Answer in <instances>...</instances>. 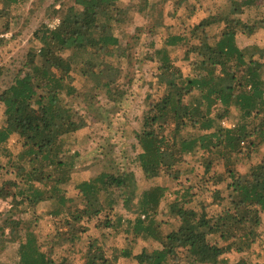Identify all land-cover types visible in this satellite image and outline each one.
Returning a JSON list of instances; mask_svg holds the SVG:
<instances>
[{
    "label": "trees",
    "instance_id": "obj_1",
    "mask_svg": "<svg viewBox=\"0 0 264 264\" xmlns=\"http://www.w3.org/2000/svg\"><path fill=\"white\" fill-rule=\"evenodd\" d=\"M25 1L3 0L0 19L6 7L19 8ZM71 1L57 9L56 27L41 25L34 31L37 45L0 91L5 117L0 145L11 135L17 136L20 145L9 164L15 179L6 183L28 206L44 203L46 213L58 225L57 241L68 245L67 254L53 260L38 245L33 221L7 220L20 239L17 264L108 263L106 252L95 242L79 249L87 221L100 213L114 233L156 240L158 248L135 256L138 264H228L223 255L233 249L249 250L264 217V156L248 172L236 170L244 155L264 148V60L255 58L256 46L237 42L238 37L255 33L251 12L259 9L261 1L226 0V14L207 8V14L189 30L173 31L167 25L151 29L149 60L155 68L146 83V109L134 132L138 150L127 159L125 170L115 174L100 167L86 180L73 169L86 145L78 138L86 126L81 111H93L97 96L91 91L78 92L73 71L91 80L108 104H119L128 91L121 79L129 50L124 43L129 14L133 9L144 13L153 4L151 0ZM198 8L185 6L186 18H192ZM218 26V38L212 42L207 31ZM176 46L183 51L181 59L188 62L187 74L172 57ZM232 112L236 121L225 127L223 121ZM198 153L207 171L218 161L230 179L228 205L222 212L211 218L196 212L188 205L191 186L173 191L167 201L168 188L155 185L140 192L133 219L112 215L116 188L124 194V206L135 198V169L145 180L178 179L183 171L180 163ZM193 172V167L185 170ZM224 178L221 174L217 181ZM70 186L80 196H69ZM213 195L219 198V190ZM8 197L0 187V200ZM163 199L177 219V225L165 234L142 219L155 213ZM18 227L25 231H17ZM212 235L219 238L217 243H210ZM121 255L131 257L132 253L124 249Z\"/></svg>",
    "mask_w": 264,
    "mask_h": 264
},
{
    "label": "rangeland",
    "instance_id": "obj_2",
    "mask_svg": "<svg viewBox=\"0 0 264 264\" xmlns=\"http://www.w3.org/2000/svg\"><path fill=\"white\" fill-rule=\"evenodd\" d=\"M127 1V0H125ZM258 10L251 12L252 21L256 23L255 33L249 37H238L237 42L241 46H256L258 48L255 58L259 62L264 60V0H260ZM153 8L146 12H138L136 9L130 12L128 17L129 25H126L127 37L126 46L129 49L122 69V84L128 88L126 95L117 105H110L103 93L94 88L91 80L81 75L78 70L73 71L74 86L79 93L91 91L96 95V109L85 114L80 111L85 119V128L78 133L79 140L86 141L81 154L78 156L75 169H73L81 179H89L101 168H106L110 173H119L127 168V159L132 153L138 150L134 139V132L137 128L141 112L146 109L145 94L146 83L151 80L154 72V63L149 60L151 54L148 44L153 39L150 32L154 26H171L173 31H183L193 28L200 18L207 14V8L214 13H224L228 11L226 0H151ZM3 0H0V8ZM71 0H26L19 8L12 5L6 7V14L0 19V91L5 88L20 70L27 58V53L37 45L34 38V31L41 25L53 29L59 24L57 9L62 4H71ZM198 7L192 18H186L187 13L183 10L187 5ZM178 21V23H174ZM184 22V23H183ZM160 29H163L162 26ZM259 30V32H258ZM208 36L213 42L218 38L219 26L208 29ZM172 57L180 64L183 73L188 72V62L182 60L183 51L176 46ZM131 80V81H130ZM235 112L223 121L225 127H230L236 121ZM5 125L3 107L0 104V128ZM20 151V145L16 135L0 145V187L9 194L6 200H0V264H17V249L19 246V236L14 233L9 222L24 220L32 223V230L36 235L38 245L41 250L49 254L53 260L59 259L65 253L67 246L59 243L55 236L57 224L46 213L44 203L35 206H28L21 202L14 195V190L7 181L14 180L13 169L10 160ZM264 156V148L259 153H251L242 157L237 163L236 170L245 173L250 170L255 163ZM201 163V154L186 156L180 163L182 174L178 179L171 177H158L152 180H145L140 172L134 170L135 198L128 206L123 205L124 194L120 189L114 191V207L112 215H120L125 219H133L136 215V201L140 192L144 188L160 185L168 188L166 200L173 198V191L191 186L192 199L189 206L196 209V212L205 214L208 218L216 216L228 205V190L226 184L230 179L224 174L225 167L218 161L213 162L207 171V167ZM194 168L192 174L185 173L187 168ZM224 175V181H217V177ZM217 189L220 192L219 198L213 195ZM69 196H77L79 193L72 186L67 188ZM80 196V195H78ZM17 205H16V204ZM161 200L155 213L150 216H142L146 225L156 229L161 234L170 232L176 225L177 219L169 213L168 208ZM37 219V220H36ZM104 214L91 217L86 223V233L80 239L79 249H86L88 243H96V247H102L109 259L106 264H138L136 255L143 251L151 252L158 248V243L153 238H136L130 234L114 233L111 227L107 226ZM36 221V223H34ZM15 224V223H14ZM18 230L20 227L17 228ZM57 230V229H56ZM257 239L249 250H229L223 258L228 264H264V217L257 226ZM25 231V230H23ZM22 231V234H23ZM23 238V237H22ZM210 243H217L219 238L215 235L209 237ZM130 249L132 256L123 257L122 250ZM78 254L74 258H78Z\"/></svg>",
    "mask_w": 264,
    "mask_h": 264
}]
</instances>
